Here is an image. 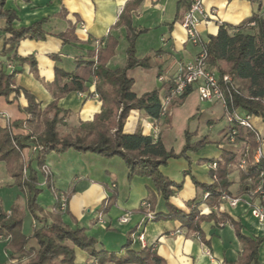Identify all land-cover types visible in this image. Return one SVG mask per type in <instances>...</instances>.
Masks as SVG:
<instances>
[{
  "label": "crops",
  "instance_id": "1",
  "mask_svg": "<svg viewBox=\"0 0 264 264\" xmlns=\"http://www.w3.org/2000/svg\"><path fill=\"white\" fill-rule=\"evenodd\" d=\"M129 1L131 0H7L6 9L14 10L17 15L14 21L16 28L47 19L44 25L47 35L44 39H25L17 47L19 56L35 57L39 76L31 71L29 64L24 63L23 71L17 74V86L33 94L44 109L55 100L50 86L55 80L56 66L73 71L77 57L97 49L98 42L109 35L117 37L118 45L107 62V67L116 69L125 66L127 32L125 26H117V22ZM177 2L178 0H142L132 15L133 26L145 29L136 43L137 56L141 59L151 56L153 63L151 67L128 70V76L133 79L132 90L138 96L161 88L164 82L177 74L182 64L192 59L200 50V46L187 40L181 21H176ZM203 2L206 9H215V17L199 27L203 42H208L212 35H217L222 23L238 25L257 11V6L246 0ZM261 12L264 16V0ZM4 25L5 20L0 18V61L4 58L1 54L5 39L1 29ZM71 27L75 28L79 41L64 43L58 34ZM14 66L15 64H9L8 69L11 70ZM89 85V90L85 92L72 91L57 100V106L68 112L60 123L64 132H74L81 122L92 121L101 110V98H97L96 93H90L95 90V81ZM205 103L209 105L206 106ZM26 105L27 99L23 93L18 100L14 95L8 98L0 96V113L7 116L0 117V127L4 128L15 120L31 118L21 111ZM224 110L221 102L204 101L198 91L193 89L181 104L171 109L170 130L164 129L163 122H160L164 146L180 152L185 143L186 131L208 134L215 142L220 140L221 130L227 125ZM255 119L256 129L264 136V120L259 116H255ZM150 121L151 117L145 112L132 110L125 124V132L133 133L141 126L145 134L151 135L146 129V123ZM221 153V145L212 143L198 152H188L190 160L183 157L171 158L161 167L166 177L182 185L181 190L171 198L172 203L180 210L189 212L194 205L200 203L198 209L202 214L211 212L210 206L202 202V192L195 181L213 183L209 174L210 164L206 160L218 158ZM23 155L27 159H34L36 151L26 149ZM0 163L4 166V172L0 171V193L6 186L12 200L8 205L3 202V195L0 194V205L7 212L15 201L23 204V200L12 193L15 179L7 174L6 163ZM46 163L54 179V188L68 194L67 209L62 213V220L71 228H84L89 236L96 238L97 251L106 249L118 257L125 255L127 248L124 245L129 232L135 229L130 249L140 251L145 247H152L166 264H239L243 254L242 243L233 224L226 222L215 225L213 220L202 221V236L199 237L183 225L181 218L153 219L154 215L166 217L169 213L165 199L156 190L152 178L136 176L129 180L128 168L122 157L109 158L94 152L68 149L61 153L51 151ZM230 178L233 181L230 190L236 196L240 186L239 170L235 169ZM43 186L46 185L41 184L39 188ZM52 194V201L46 202L45 208L42 207L43 213L48 214L54 210L56 197L53 192ZM149 196L155 198L154 208L145 204ZM112 197L114 200H111ZM213 210L217 215L225 213L239 222L244 235L250 238L264 237V220L255 217L244 202L235 207L221 202ZM127 213H130L129 221L119 222ZM33 223L35 219L32 218ZM23 232L32 233L24 228ZM140 234L144 235V242L139 240ZM1 245L4 242L0 241V248ZM2 249L3 252L4 248ZM75 255L79 264L93 262V256L87 250L77 247ZM258 261L264 264V242L259 247Z\"/></svg>",
  "mask_w": 264,
  "mask_h": 264
},
{
  "label": "trees",
  "instance_id": "2",
  "mask_svg": "<svg viewBox=\"0 0 264 264\" xmlns=\"http://www.w3.org/2000/svg\"><path fill=\"white\" fill-rule=\"evenodd\" d=\"M257 6V11L238 25L221 24L217 35H212L207 42L209 52L208 63L217 68L220 75L228 74L232 83L221 81L222 90L227 102L226 112L234 113L243 110L259 116L264 120V16L262 14L263 0H246ZM7 0H0V18L5 20L1 29L4 33V46L1 51L3 60L0 61V96L8 98L14 95L16 100L21 93L27 99V105L21 108L29 119H19L8 126L0 127V162L6 163V172L15 178L14 185L24 198L25 205L14 202L11 205L12 215L7 216L0 205V235L8 242L5 245L9 259H16V264H79L76 262L75 249L81 248L90 252L93 262L106 264H166L165 260L157 254L152 247H145L140 251L130 248L133 244L135 229L129 232L124 248L125 255L118 257L114 252L106 249L96 250L98 241L89 236L84 228H71L62 220L60 210V191L55 190L57 201L52 222H44L40 227H33L30 234L23 232V221L27 214L34 219H40L38 212L42 208L38 202L41 193L39 184L41 170L46 164L47 155L51 151L58 153L68 149L81 152H94L104 157L120 156L128 168V179L136 176L153 179L158 193L162 194L169 213L154 215L153 219L181 218L183 225L191 232L202 236L201 222L213 220L215 225L230 222L235 227L236 235L242 243L243 254L239 264H260L259 247L264 237L250 238L241 232L242 225L234 221L227 214L217 215L214 208L222 202V196L233 197L230 187L233 184L230 176L242 157V150L248 146L249 155L247 166L239 170L240 186L236 196L246 197L256 188L264 177V153L260 161H254V153L259 147L257 143L258 130L248 129L240 124H227L222 128V137L213 141L208 134L200 135L198 132H185V143L180 152L167 149L161 138L145 134L139 126L133 133L125 132V124L132 110L145 112L153 120L163 122L164 129L171 128V109L181 104L192 92L188 88L179 96L170 99L167 111L162 114L163 100L171 94L175 85L174 77L164 82L161 88L153 89L138 96L133 90V79L128 76V70L135 67H151L152 57L137 56L136 43L138 37L145 29L136 28L132 23V15L142 0L129 1L117 22V26H125L127 32V60L123 67L110 69L107 62L113 56L118 45L117 37L107 36L99 41L97 49L88 51L86 55L76 59V68L66 71L56 66L55 80L50 86L55 100L44 109L35 96L29 91L17 86V74L23 71V64L27 63L31 71L38 77L37 61L34 56L22 57L17 54V47L25 39H44L47 32L44 25L47 19H41L27 27L16 28L14 21L17 15L14 10L6 9ZM191 0H178L176 21H182L185 12L190 8ZM254 22V25L251 23ZM8 35V36H7ZM58 36L64 43H76L79 38L75 28L71 27ZM158 52V51H157ZM9 64H15L9 70ZM155 66H157L155 64ZM95 81V90L102 100L101 110L92 121L81 122L74 132H64L60 128L62 119L67 111L57 106V100L69 92H85L90 88V82ZM10 102H13L12 100ZM232 129L236 130L235 141H230ZM221 145L222 153L218 158L206 160L210 164V177L213 183L195 184L202 192V202L207 203L211 212L202 214L197 203L189 212H183L171 201L175 193L181 190L182 185L166 177L161 167L165 166L171 158H185L190 160L188 152H198L208 144ZM32 147H41L36 150L34 159H27L23 152ZM215 162L216 166H211ZM26 170H28L26 172ZM48 187L55 189L52 183ZM209 196L204 198L205 193ZM114 200V197L111 198ZM146 205L154 208L155 198L149 196ZM36 241V246L32 241ZM28 261L22 263V258ZM8 259V260H9ZM1 264V263H0Z\"/></svg>",
  "mask_w": 264,
  "mask_h": 264
},
{
  "label": "built area",
  "instance_id": "3",
  "mask_svg": "<svg viewBox=\"0 0 264 264\" xmlns=\"http://www.w3.org/2000/svg\"><path fill=\"white\" fill-rule=\"evenodd\" d=\"M215 17V9H206L203 0H191L190 8L185 12L181 25L186 32L187 40L194 45L200 46L198 53L190 60L186 61L179 68V71L174 76L175 85L171 89V94L163 100L162 114L167 111L170 99L174 96H179L184 93L189 87L196 89L204 101L214 102L219 101L223 104L224 109H227V102L222 90L221 81L225 83H232V77L228 74L220 75L215 67H211L208 63L209 52L207 42H203L200 35L199 27L202 23L207 22ZM254 25V22L251 23ZM101 43L98 42V45ZM98 98L99 95L96 93ZM0 117L7 118L5 114L0 113ZM255 115L247 113L243 110H237L234 113L226 112L227 124H240L248 129H256L254 125ZM146 129L149 130L153 138H157L160 134V122L153 120L146 123ZM236 130L232 129L230 141H235ZM257 143L259 147L254 153V161L261 160L264 153V136L258 132ZM36 149V147L34 148ZM249 155V147L246 146L242 150V157L235 166L238 170H244L247 166V158ZM215 167L216 163H211ZM260 176L264 177V171L260 172ZM209 193L204 194V198L208 197ZM222 202H226L229 206L235 207L240 202H244L249 208L250 212L259 220H264V181L254 189L246 197L227 195L222 196ZM66 201L63 198L62 208L65 209ZM152 217V216H151ZM130 219V213L125 214L119 220L121 223H126ZM2 238V235H0ZM139 240L144 242V235L138 236ZM89 264H97L91 262Z\"/></svg>",
  "mask_w": 264,
  "mask_h": 264
},
{
  "label": "rangeland",
  "instance_id": "4",
  "mask_svg": "<svg viewBox=\"0 0 264 264\" xmlns=\"http://www.w3.org/2000/svg\"><path fill=\"white\" fill-rule=\"evenodd\" d=\"M205 105L207 106V105H209L208 103H205ZM254 121H255V123L257 122V120L255 119V117H254V119H253ZM227 123V122H226ZM8 126V125H7ZM200 135H202V134H200ZM35 147H32L31 149L33 150V151H36L37 149H41V147H39V148H37L36 147V149H34ZM65 164H67V162H65ZM235 169H237V168H235ZM238 170V169H237ZM0 171H3L4 172V166H3V164H1L0 163ZM28 170H26V172H27ZM41 181H40V184H39V186L42 184V185H46V186H43V187H41L40 189H41V193H40V195L38 196V202H39V205H40V207L42 208H45L46 207V202L47 203H50L51 201H52V192L54 193V195H55V197H56V201H57V195H56V193H55V190H57V189H52V188H49L48 187V183H49V181H50V183H52V185L53 186H55L54 185V179H53V176H52V174H51V172H50V168L48 169V167H47V163L43 166V168H42V170H41ZM14 178V177H13ZM15 179V178H14ZM14 182H15V180H14ZM12 187L14 188L15 187V189H14V191L12 192L14 195H15V197L16 198H19V199H22L23 200V204H20L19 203V201H15V202H17V203H19L20 204V207L23 209L24 208V205H25V201H24V198H23V196L20 194V191L17 189V186H15L14 185V183L12 184ZM52 190V191H51ZM8 191V188L5 186L4 188H3V190L1 191V195H3L2 196V200H3V202H7V204L9 205L10 203L9 202H12V200H10L11 198H10V192H7ZM59 191V190H58ZM63 198H64V200L66 201V207H65V209H63L62 208V201H63ZM60 202H61V205H60V210L62 211V212H64V211H66V209H67V203H68V194L67 193H65V192H62V191H60ZM54 212H56L55 211V206H54V210L52 211V212H48V214H46V213H43V210L42 211H39V220L38 219H35V223H33L32 224V216H30V214H27L26 216H25V218H24V221H23V228L25 229V230H27V232L29 233V232H32L33 231V227L35 228V227H40L44 222H46L47 224H50L51 222H52V218H53V213ZM6 214H7V216L9 217V216H11L12 215V211H11V208H10V210L9 211H7L6 212ZM42 215V216H41ZM32 217V218H31ZM34 219V218H33ZM38 222H41V224H38ZM34 225V226H33ZM2 235V234H1ZM0 241L1 242H4V245L2 246L1 245V248H0V263L1 264H16V259H9V254H8V250H6V248H5V245H6V243L8 242V238L7 239H5L4 237H3V235H2V238H0ZM1 244H3V243H1ZM32 244H34V246H36V241L35 240H33L32 241ZM2 248H4V251L2 252ZM4 252H5V256H4ZM9 259V260H8ZM26 261H28V259H26L25 257L24 258H22V263H24V262H26Z\"/></svg>",
  "mask_w": 264,
  "mask_h": 264
}]
</instances>
